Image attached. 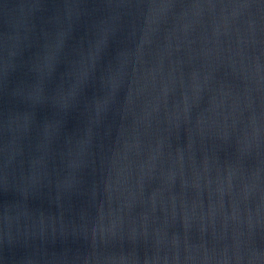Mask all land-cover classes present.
<instances>
[{
  "label": "water",
  "instance_id": "1",
  "mask_svg": "<svg viewBox=\"0 0 264 264\" xmlns=\"http://www.w3.org/2000/svg\"><path fill=\"white\" fill-rule=\"evenodd\" d=\"M0 264H264V0H0Z\"/></svg>",
  "mask_w": 264,
  "mask_h": 264
}]
</instances>
